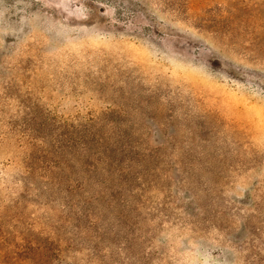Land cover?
I'll return each instance as SVG.
<instances>
[{"label":"rangeland","instance_id":"rangeland-1","mask_svg":"<svg viewBox=\"0 0 264 264\" xmlns=\"http://www.w3.org/2000/svg\"><path fill=\"white\" fill-rule=\"evenodd\" d=\"M88 128L156 159L119 210ZM0 264H264V0H0Z\"/></svg>","mask_w":264,"mask_h":264},{"label":"trees","instance_id":"trees-1","mask_svg":"<svg viewBox=\"0 0 264 264\" xmlns=\"http://www.w3.org/2000/svg\"><path fill=\"white\" fill-rule=\"evenodd\" d=\"M82 135L80 139L82 140V151L77 158V164L75 168L67 165L62 171L63 177L69 180L74 172L84 175L83 187L86 185L102 187L96 193L94 200L105 203L107 208L119 210L120 207L114 206V203L127 202L128 196L123 192H127L137 179L144 177L145 180L156 159L126 150L125 146L119 143L126 142L127 139L123 140L122 137L121 139L113 138L114 142H105V138L101 136L102 133L96 128L95 131L88 128ZM69 138L73 140L74 136H69ZM136 168H142V170L136 171ZM76 184L82 187L80 182L76 181Z\"/></svg>","mask_w":264,"mask_h":264}]
</instances>
